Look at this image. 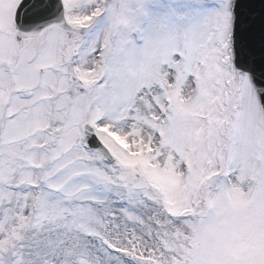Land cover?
Listing matches in <instances>:
<instances>
[{
  "label": "snow or ice",
  "instance_id": "1",
  "mask_svg": "<svg viewBox=\"0 0 264 264\" xmlns=\"http://www.w3.org/2000/svg\"><path fill=\"white\" fill-rule=\"evenodd\" d=\"M0 264H264V0H0Z\"/></svg>",
  "mask_w": 264,
  "mask_h": 264
}]
</instances>
